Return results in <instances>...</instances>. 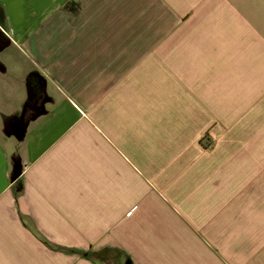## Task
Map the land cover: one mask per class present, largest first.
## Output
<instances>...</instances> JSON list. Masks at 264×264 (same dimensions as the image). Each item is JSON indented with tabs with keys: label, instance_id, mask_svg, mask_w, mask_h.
<instances>
[{
	"label": "crops",
	"instance_id": "1",
	"mask_svg": "<svg viewBox=\"0 0 264 264\" xmlns=\"http://www.w3.org/2000/svg\"><path fill=\"white\" fill-rule=\"evenodd\" d=\"M0 26V264H264V0Z\"/></svg>",
	"mask_w": 264,
	"mask_h": 264
},
{
	"label": "rangeland",
	"instance_id": "2",
	"mask_svg": "<svg viewBox=\"0 0 264 264\" xmlns=\"http://www.w3.org/2000/svg\"><path fill=\"white\" fill-rule=\"evenodd\" d=\"M4 34H5L4 30H3L2 27L0 26V35H4Z\"/></svg>",
	"mask_w": 264,
	"mask_h": 264
}]
</instances>
